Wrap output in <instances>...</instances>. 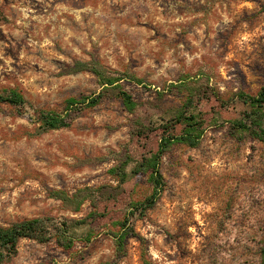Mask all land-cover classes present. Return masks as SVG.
<instances>
[{
	"label": "rangeland",
	"instance_id": "obj_1",
	"mask_svg": "<svg viewBox=\"0 0 264 264\" xmlns=\"http://www.w3.org/2000/svg\"><path fill=\"white\" fill-rule=\"evenodd\" d=\"M94 61L124 78L135 111L109 94L71 127L42 132L34 110L65 114L68 99L102 92L78 66ZM181 82L224 98L264 88V0H0V89L28 103L25 114L0 104V226L85 217L89 203L74 213L51 192L117 186L109 171L125 161L135 122L172 119L182 99L170 86ZM160 168L162 194L130 218L142 241L127 239L123 257L106 229L88 239L90 227L74 225L71 248L21 240L14 264H142L143 252L152 264H258L264 144L209 127L196 148L174 145ZM132 189L134 202L152 192L146 177Z\"/></svg>",
	"mask_w": 264,
	"mask_h": 264
},
{
	"label": "trees",
	"instance_id": "obj_2",
	"mask_svg": "<svg viewBox=\"0 0 264 264\" xmlns=\"http://www.w3.org/2000/svg\"><path fill=\"white\" fill-rule=\"evenodd\" d=\"M78 66L81 70L87 69L97 78L103 87L102 92L93 98L68 99L65 114L34 110L32 117L34 121L39 122L42 132L71 127L75 119L73 115H80L85 109L96 106L109 94L119 99L126 111L130 113L135 111L137 104L119 83L124 78L113 76L97 61L89 65L80 63ZM127 78L141 82L132 75ZM170 87L181 95V107L177 109L172 119L154 127L135 122L125 161L109 171L112 176L118 178V185L84 187L74 194L62 190L52 191L50 196L60 201L67 210L78 213L85 203H89L90 212L79 220H70V224L64 223L61 228L43 218L0 226V264H14L21 240L45 244L55 239L59 245L71 248L72 241L66 234L69 227L74 225H88L90 227L88 239L96 230L106 229L107 235L114 240L116 255L123 257L126 253L127 239L136 238L142 241L140 235L129 225V221L136 213L143 215L153 208L160 198L164 187L161 161L174 145L196 148L209 127L220 126L225 127L232 138L241 140L249 137L264 144V88L256 94L237 91L224 98L207 84L190 85L181 82L177 85L171 84ZM0 104L9 105L19 114H25L28 105L20 92L9 88L0 89ZM207 107L209 110H204ZM206 116H209V119H206ZM143 177L147 178L152 192L143 202H134L130 196L132 188ZM145 255L146 252L141 254L142 264H152L145 259ZM258 264H264V240Z\"/></svg>",
	"mask_w": 264,
	"mask_h": 264
}]
</instances>
